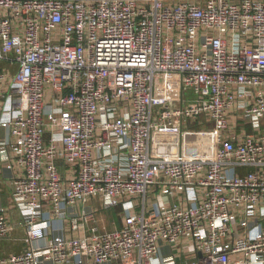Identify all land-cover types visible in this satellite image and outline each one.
<instances>
[{
	"label": "built area",
	"instance_id": "2783aa9c",
	"mask_svg": "<svg viewBox=\"0 0 264 264\" xmlns=\"http://www.w3.org/2000/svg\"><path fill=\"white\" fill-rule=\"evenodd\" d=\"M0 62V264H264V0H0Z\"/></svg>",
	"mask_w": 264,
	"mask_h": 264
},
{
	"label": "crops",
	"instance_id": "0c3cea01",
	"mask_svg": "<svg viewBox=\"0 0 264 264\" xmlns=\"http://www.w3.org/2000/svg\"><path fill=\"white\" fill-rule=\"evenodd\" d=\"M169 135H164L165 141H169L168 145H171L172 148H175V143L169 139ZM9 139V129L3 126H0V146L3 145ZM126 161V158H122ZM122 163L125 165V162ZM19 173V169H15L14 173ZM13 171L5 169L2 181L0 183V203H2L6 207L7 215L10 221L15 226V230L11 238L12 243L10 247H6L5 251L2 249L3 244H0V255L6 256L12 253H19L25 247V235H26V228L24 226V213L22 208L17 203L15 198L16 195V188L13 181ZM167 201V200H166ZM169 204V201H168ZM82 205L78 207H74L75 209H80ZM140 204L135 205V209H139ZM112 211V212H111ZM125 211V207L119 206L114 208V210L110 209H102L99 208L98 210V217L100 220V226L103 230H110L116 224H120L122 221V214ZM44 225L48 232V236L52 237L54 234H59L64 232V224L58 218H52L49 221H45ZM68 225L66 224V230ZM9 238V239H11ZM10 242V241H9Z\"/></svg>",
	"mask_w": 264,
	"mask_h": 264
},
{
	"label": "rangeland",
	"instance_id": "374dc122",
	"mask_svg": "<svg viewBox=\"0 0 264 264\" xmlns=\"http://www.w3.org/2000/svg\"><path fill=\"white\" fill-rule=\"evenodd\" d=\"M249 129H250V127H249ZM110 210H114V209H110ZM112 212V211H111ZM12 239L13 238H11V239H7V240H3V241H0V244H3V245H1L2 246V249L5 251V249H6V247L8 246V247H10V244L9 243H12L13 241H12ZM10 241V242H9Z\"/></svg>",
	"mask_w": 264,
	"mask_h": 264
},
{
	"label": "trees",
	"instance_id": "16d2710c",
	"mask_svg": "<svg viewBox=\"0 0 264 264\" xmlns=\"http://www.w3.org/2000/svg\"><path fill=\"white\" fill-rule=\"evenodd\" d=\"M3 67H4V63L0 62V69H3Z\"/></svg>",
	"mask_w": 264,
	"mask_h": 264
}]
</instances>
